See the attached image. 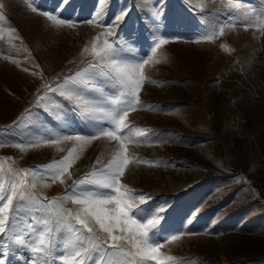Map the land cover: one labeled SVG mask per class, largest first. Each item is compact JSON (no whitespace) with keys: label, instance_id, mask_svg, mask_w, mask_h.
<instances>
[{"label":"rangeland","instance_id":"1","mask_svg":"<svg viewBox=\"0 0 264 264\" xmlns=\"http://www.w3.org/2000/svg\"><path fill=\"white\" fill-rule=\"evenodd\" d=\"M230 3L241 7L229 8ZM0 5V184L7 188L23 179L28 187L35 180L31 191L45 205L83 215L72 200L58 198L73 181L126 150L129 163L119 182L132 189L127 195L133 210L158 221L161 252L176 258L166 264H264V0H0ZM39 12L57 14L72 26ZM122 12L127 15L116 35H106V26ZM210 31L217 33L212 41L199 39ZM161 37L169 42L153 54ZM105 41H116L120 56L152 57L137 70L145 80L139 106L125 117L131 126L124 130L127 139L42 142L48 136L87 135L105 123L48 91L93 60V44L102 47ZM85 47L89 52L82 54ZM41 97L65 107L56 109ZM29 143L36 146L15 147ZM69 152L72 165L60 177L65 182L49 179L44 166L54 168ZM32 215L23 210L0 239L5 264H31L32 254L15 241L34 231L30 220L41 227L40 217ZM90 226L94 234L80 233L83 247L92 248L89 238L112 243L94 222ZM172 235L179 239L172 241ZM69 236L53 252L57 264ZM105 260L121 264L110 251Z\"/></svg>","mask_w":264,"mask_h":264},{"label":"snow or ice","instance_id":"2","mask_svg":"<svg viewBox=\"0 0 264 264\" xmlns=\"http://www.w3.org/2000/svg\"><path fill=\"white\" fill-rule=\"evenodd\" d=\"M66 2V0H65ZM34 3V0H33ZM2 7V5H0ZM32 12H38V8L29 4ZM227 7L239 9V3H230ZM40 15L47 17L51 21H55L57 25L68 24L72 26V22L58 18L57 14L49 12H39ZM126 12L115 16L114 20L107 25L108 31L106 35L115 36L120 23L123 21ZM159 15V10H157ZM264 15V14H262ZM3 17L0 16V19ZM87 23H99L98 20H89ZM264 25V20H260ZM231 26V25H229ZM224 28H220L222 35ZM215 31L202 34L199 39L212 41L216 36ZM169 41L163 37L155 42V46L151 49L154 54L161 45L167 44ZM199 42V41H197ZM116 41H105L102 47L93 44L91 56L93 60L82 69L74 74L64 77L55 88H48L49 92L56 93L67 101L74 111H78L86 118L96 121H104V124H97L96 130L87 135L85 134H66L62 136H48L42 138V142L57 144L60 139L65 141L77 140L85 141L94 140L100 137H107L112 140L123 141L127 139L125 129L131 126L125 122V117L129 111L136 110L139 106L138 92L142 87L145 77L138 69H143L144 65L152 59L135 61L134 57L120 56L118 48L114 47ZM89 52L85 47L83 53ZM118 90V94L109 95L107 88ZM123 97V99H121ZM40 100L51 101L52 106L56 109H63L65 104L55 100L53 97H41ZM37 101V106L40 105ZM33 147L34 144L28 145L16 144L15 147L24 150V147ZM10 159V158H6ZM72 152L55 162L56 166H44L48 172L49 179H60L72 165ZM100 163L99 159L96 162ZM129 163L125 152L117 151L113 158L100 169L95 172L85 174V177L73 181L72 186L66 190L64 195L58 199L72 200V202L81 207L83 215L79 211L74 212L71 209H64L62 206L52 209L45 205L31 191L36 187L35 180L25 187V181L20 179L19 182H11L5 188L0 184V239H2L13 228V221L25 209L33 213L32 220L37 216L40 217L39 223L41 227L37 228L35 223L30 220L29 226L34 229L25 239H19L15 242L23 245L32 254L30 256L31 264H57V258L53 257V252L59 248V241L64 239V234L70 236L64 245V251L58 252L60 264H107L105 253L111 252L112 256L121 260V264H166V261H173L176 258L172 256L165 257L161 252L162 243L156 239L154 229L158 221L150 219L140 209L133 210L131 197L127 193L132 189L120 184L119 178L124 175L125 166ZM33 171L34 170H21ZM58 173V175H57ZM99 176V178H95ZM93 177V178H89ZM43 178V177H42ZM69 179L71 175L69 173ZM60 179V183H64ZM45 187L48 185L45 184ZM124 188L125 191H121ZM139 199L143 202L146 197L140 195ZM55 203V200L53 201ZM114 207H107V206ZM139 217L137 218V214ZM146 220V223L141 221ZM75 221V224L73 223ZM99 227L102 233H105L111 240L108 244L107 240L101 241L96 238L93 242L91 238L92 248L83 247L80 233L86 230L89 234H94L93 223ZM55 225L52 227L51 225ZM82 226L77 228L75 225ZM121 235H114L115 232ZM179 239L177 235H172L171 240ZM127 244L129 247H123ZM0 264H5L4 260H0Z\"/></svg>","mask_w":264,"mask_h":264}]
</instances>
